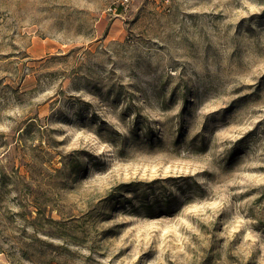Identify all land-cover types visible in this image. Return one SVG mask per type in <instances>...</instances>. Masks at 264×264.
Segmentation results:
<instances>
[{
	"label": "rangeland",
	"instance_id": "1",
	"mask_svg": "<svg viewBox=\"0 0 264 264\" xmlns=\"http://www.w3.org/2000/svg\"><path fill=\"white\" fill-rule=\"evenodd\" d=\"M0 0V264H264V0Z\"/></svg>",
	"mask_w": 264,
	"mask_h": 264
},
{
	"label": "built area",
	"instance_id": "2",
	"mask_svg": "<svg viewBox=\"0 0 264 264\" xmlns=\"http://www.w3.org/2000/svg\"><path fill=\"white\" fill-rule=\"evenodd\" d=\"M129 1L130 0H121L120 2H121V4L123 5V6H125V5H127L128 3H129ZM167 1V0H166Z\"/></svg>",
	"mask_w": 264,
	"mask_h": 264
}]
</instances>
